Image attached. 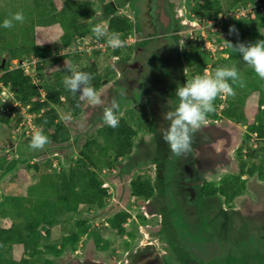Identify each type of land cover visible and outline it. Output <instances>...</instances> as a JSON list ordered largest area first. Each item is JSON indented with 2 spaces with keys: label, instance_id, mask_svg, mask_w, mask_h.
<instances>
[{
  "label": "rangeland",
  "instance_id": "1",
  "mask_svg": "<svg viewBox=\"0 0 264 264\" xmlns=\"http://www.w3.org/2000/svg\"><path fill=\"white\" fill-rule=\"evenodd\" d=\"M31 1L0 0V15L5 16L8 9H13L11 13L24 12L19 8L15 11L14 7H19V3H31ZM52 1L54 2V10L48 12L49 16L60 11L67 2L72 4L75 1L89 2L88 6L91 9V13L85 23L87 33L83 38L75 37L72 46L69 48L72 52H76L79 55L85 54L87 56L86 59L89 62H95L100 71L103 69V65L107 63L114 69L115 73L110 75L102 86L96 90L103 101L99 106H89L87 109L81 108L77 115L74 116L62 105H50L52 109H56L58 113L57 121L62 123L65 133L62 131L59 142L50 141L42 150H32L27 143L34 131L42 130L34 120L38 114L30 112L28 110L29 105L20 103L13 89L0 81V167H2L0 169V228L9 227L12 222L16 221L15 200L13 197H25L27 188L38 181L39 175L33 165L39 163L43 170L45 169V171L49 172L57 171L61 168L68 169L73 165L84 142L89 137L96 135L97 129L104 125L102 119L103 108L109 106L114 98L119 104V110L116 112L118 120L124 117L128 124L136 128L141 122L146 121V116L144 115H148L147 118L150 125L153 124L146 130L138 131L134 137L130 154L120 158L110 167L101 165L95 168L94 171H96V177L100 181L101 187L107 190V195L104 197V205L91 208L85 205V207L80 206L79 211L68 212L58 217L52 224L49 235L42 237V243H59L63 232L69 230L71 224L76 220L84 221L83 223H85L87 229L85 233L92 229L95 234L83 233L78 242L77 251H72L68 247L60 255L44 253L37 264H89L90 262L92 263L91 260L103 261V264H121L123 263L122 254L124 252L126 253L131 249L134 250L147 241L155 242L157 247L160 248L159 250L161 248L166 249L167 242L159 233L162 223L161 219L163 218L162 213H160L161 203L164 204L166 202L171 209L166 218L174 230L181 228L180 223H182L183 219L182 215L177 217L176 212L178 211H176V208L181 209L182 212H186L189 209L186 210L187 205L183 202H178L179 199L175 196L167 195L168 192L165 194L164 190L160 188L162 183L166 186L173 180L175 169L179 172L182 166L188 165V156H177L172 153L160 137L159 129L167 126V122H164L162 118V113L166 111V106L162 108L161 106H156L158 99L156 91L160 89L166 90L169 86L168 82L161 84L162 81L168 80L165 65L162 63L165 53L162 49H155L156 43H154L150 44L149 47L147 46L148 52L139 53L135 57H131L129 54V57L125 60L121 56L111 57L109 54L104 55L103 53H110L109 50L112 47L108 46L106 38L104 42L101 41L99 43L92 31L96 24H106L109 17L119 13L125 15L132 26V32L126 36L127 39L123 42L126 44L132 42L134 44V33L140 30V26H137V24L142 19V17L139 19L138 16L140 13H145L147 17L144 16L143 20L149 19L148 10L145 8L146 0ZM203 1L168 0L170 9H173V13L178 14L176 19L185 22L183 24L180 21L177 22V26L172 31V36L165 37L173 38L174 43H178V46L181 47L182 52L178 56L183 67V78L181 80L184 82L191 80L186 74L187 68L184 62L186 51H191V48L195 47L196 44L200 45L199 50L207 60L206 69L201 75L206 71L211 74L215 70L213 68L214 59L220 60L221 57H226L222 53V50L227 45L225 41L239 43L245 39L242 34L236 36V32L229 34V19L241 17L236 10L237 7L242 6L241 4L230 9L228 8L230 0H218L223 12L219 13L221 16L218 14L217 19L214 20L202 18L200 14L194 13L195 9H199L198 4ZM207 2L212 4V0H207ZM254 3L248 1V5L253 4L256 7L259 6V9H264V0H255ZM2 21L4 20L0 18V25H2ZM208 21L210 22L208 23ZM224 26L226 30H222ZM14 27L10 29L0 27V75L3 73L1 67L6 66L7 70L21 68L34 81H38L36 77L38 72L35 67L39 60L36 57L31 55L22 60L13 59L9 54L5 57L7 51L4 50L2 45L4 44V39L9 38L10 40L13 34L17 32L20 34L21 32L19 27ZM143 27L144 24L142 23L141 28ZM60 28L56 24L36 25L33 30L35 32L33 38L39 43H47L55 49H60L62 46L59 39L62 34ZM150 34H153V32L151 33L150 31ZM217 36L223 38L221 43H217L218 45L213 42V39ZM162 41L157 42L162 43ZM130 45L132 46V44ZM95 47L101 48V55H95L91 52ZM61 52L66 53L67 49H63ZM132 52L131 54L133 55ZM52 55L59 54L53 52ZM3 59L5 60L2 64ZM231 63L232 65L223 62L222 67H236L244 80V87H240L238 84L233 85V87L238 93V102L241 108H244L248 123L231 121L224 116L206 120V125H215L219 136L222 137L219 141L220 148L222 147L223 150H226L225 154H222L223 160H220V163L213 167L214 169L202 172L200 176V181L204 184L211 183L214 186H218L222 179L229 178L231 175H241L240 161H246L245 168H248L251 162L258 160V157L264 158V152L262 151V153H258V157H249L247 153L259 147L256 134L252 133L249 135L248 125L249 123L251 124L258 113L256 101L260 92L257 87L260 85L261 79L254 71L246 68L247 64L242 62L240 58L234 57V59H231ZM43 74L47 76L45 72ZM184 75H187L188 78H185ZM42 87H40V91L44 94ZM248 87H256V91L251 90L252 92H249L247 90ZM220 99L222 100L219 107L222 108L226 103V95L221 94ZM68 115L72 117L71 120L64 119ZM244 139H246L245 143H243ZM239 147H242V149L239 150ZM192 153L194 154V152L190 154ZM6 165L9 168H3ZM262 175H264V168L259 175L257 170L251 176L248 174L241 175V178L246 181L245 189L234 198L235 200L222 202V196L215 193V196L220 197V206L223 208L221 210L217 209L216 203L209 204L210 201L216 200L215 196L214 199L202 198V204H209L210 210H213V212L211 211L213 213L211 214V220L212 222L215 221L213 235L217 236V241L222 237V234L226 238L225 241L220 239L219 244L211 242L207 246L209 252H202L204 255L208 253L209 259L212 260L214 256L218 255L220 248L224 247L227 250L223 264H264V179H261ZM138 177L150 180L153 186V193L149 198L141 199L131 194L130 183ZM177 179L179 178L176 177L175 180ZM160 198H164L163 202ZM249 200L252 202L250 206L253 209L245 211ZM119 211H125L129 214L125 222L122 223L124 233L121 235L115 232L109 222ZM243 211L245 212L243 213ZM233 212L240 215H238L240 220H234V218H237L236 216L232 218ZM251 212H253V216L249 214ZM186 217L189 218V215H186ZM195 219L196 217L191 218L190 223L191 221L193 223ZM199 223L200 220L197 217V222L193 223V225ZM256 230L262 235L261 241L257 240ZM196 237V239H200L199 235ZM104 243H106V248L101 247ZM191 252L194 256H203L200 252L199 255L198 253L194 254V251ZM26 254L21 245L12 244L7 246L0 244V257H3V259L14 258L18 260L21 257H26Z\"/></svg>",
  "mask_w": 264,
  "mask_h": 264
},
{
  "label": "trees",
  "instance_id": "2",
  "mask_svg": "<svg viewBox=\"0 0 264 264\" xmlns=\"http://www.w3.org/2000/svg\"><path fill=\"white\" fill-rule=\"evenodd\" d=\"M248 1L254 3L255 0H230L228 8H234V6L239 4L246 6ZM19 4L21 6H15L14 9L15 11L17 8L23 10L25 20L23 23L17 22L15 26L19 27L21 32L20 34L19 32L13 34L10 40L9 38L4 39L5 41L2 45L4 46V50L13 59L22 60L31 55L36 57L39 60L35 67V70L38 72V74L36 73L38 81H34L21 68L7 70L6 66L1 67L3 73L0 75V81L13 89L20 103L29 105L28 110L30 112L38 114L34 120L42 128V133L49 138V141L59 142L61 140L60 134L65 133V128L62 123L57 121L58 113L50 105H62L74 116L81 109L77 107L78 94L74 97L63 85V78L69 75L67 68L71 66L78 71L91 73L93 76L91 83L96 90L115 71L107 63L103 65V69L100 71L96 63L89 62L86 59L87 56L83 53L81 55L75 52L74 54H59V49H55L47 43H39L33 38L35 34L33 30L36 25L56 24L61 27L62 31L59 37L62 43L60 48L72 46L75 37L83 38L87 33L85 23L91 13L88 1H75L73 4L67 2L60 11L51 16L48 15V12L54 10V2L52 0H32L31 3L25 2ZM198 5L199 14L202 18L215 20L218 14L223 12L218 0H212V4L204 0ZM254 9L253 16H251V13H247L246 16L229 19V27L234 26L237 30L236 36L242 34L245 37L239 43L247 44L255 43L257 40H264V9H259V6ZM12 11L13 9H8L6 11L7 14L5 16L0 15V18L3 20L8 18ZM106 25L109 34H124L126 37L132 32L130 20L125 15H112L108 18ZM222 30H226V27H222ZM97 40L104 42L105 38L102 37ZM222 41L223 38L221 36L213 39V42H216V44ZM233 43L237 44L236 42ZM191 49V51L185 52L184 62L187 68L186 74L190 79H193L196 75H201L206 69L207 60L199 50L200 45L196 44ZM109 51L110 53L103 54H109L111 57L121 56L125 60L129 57V54L131 55L132 46L124 43L122 47L112 48ZM53 52L59 55H52ZM92 53L101 55L102 51L97 48ZM222 53L226 57H221L220 60L215 58L214 69L222 67L223 62L232 65L231 59H234V57L240 58L244 62L242 57L238 53L233 52L228 44L222 50ZM246 68L254 71L248 65ZM260 81V85L257 87L260 93L257 95L256 101L258 113L251 124L249 123L248 125L249 135L252 133L256 134L259 147L258 149H253L251 152H247L249 157H258L259 152H264V80ZM229 83L231 84V81ZM41 84L45 87L43 88ZM52 86L54 87L52 88ZM40 87L44 89V94L40 91ZM247 90L249 92H252L251 90L256 91V87H248ZM234 93L231 96L226 95V103L222 108L219 107L222 99L218 95L214 101L215 111L210 113L207 119H217L219 116H224L231 121L248 123L244 108L242 109L238 102V93H236V90H234ZM144 116H146V121L141 122L136 128L128 124L124 117L120 118L119 125L115 128L104 123L103 126L97 129L96 135L89 137L84 142L74 164L68 169L61 168L57 171L49 172L45 171V169L43 170L39 163L33 165L39 175L38 181L27 188L25 197H13L15 200L16 221L12 222L9 227L0 228V244L7 246L12 244L21 245L27 256L21 257L18 260L0 257V264H37L44 253L60 255L65 248L69 247L72 251L77 249L81 235L87 230L85 223H83L84 221L76 220L73 222L70 229L63 232L57 244L42 243V237L49 235L52 224L65 213L77 212L80 206L84 205L88 208L104 205V197L107 195V190L101 187V183L97 179V174L94 170L101 165L110 167L117 160L131 153L134 137L138 131L146 130V128H150L153 124L150 125L147 118L148 115ZM30 139L27 140L28 144L30 143ZM245 140L243 143H245ZM240 149L242 147H239ZM245 165L246 161L239 162L241 175L248 174L251 176L255 170H257L259 175L260 171L264 168V158L258 157V160L251 162L248 168H245ZM3 168L9 167L6 165ZM241 175H231L229 178L222 179L218 186L207 183L202 187V194L210 196L218 193L225 200L231 201L245 189L246 181L241 178ZM261 177V179H264V175ZM130 186L131 194L137 198L146 199L153 193V186L148 178L141 179V177H138L131 181ZM128 215L125 211H119L109 220L111 227L119 235L124 233L122 223L125 222ZM88 233L95 234L92 229H89L85 234ZM96 239L98 238L96 237ZM96 242L99 243L98 241ZM106 243L101 247L106 248Z\"/></svg>",
  "mask_w": 264,
  "mask_h": 264
},
{
  "label": "flooded vegetation",
  "instance_id": "3",
  "mask_svg": "<svg viewBox=\"0 0 264 264\" xmlns=\"http://www.w3.org/2000/svg\"><path fill=\"white\" fill-rule=\"evenodd\" d=\"M145 8H147L148 10L147 15L149 16V19L143 20L144 16H146L145 13H140V15L138 16L139 19H141V17L142 19L139 21V24H137V26H140V30L135 31L134 33V44L132 42L129 43L133 46V55L131 54V57H135L139 53H145L146 51L148 52L149 45L154 43H156L154 47L155 49L163 50L165 54L162 63L165 65L164 67L168 74V80L162 81L161 84L163 82H168L169 86L166 90L160 89L156 91L158 94V99L157 101H155L156 106H161V108L166 106L165 108L167 111L168 107H175L179 103L178 97L174 95L177 82L181 84L185 82L181 80V78H183V67L180 63V57L178 56V54H181L182 52L181 47L178 46V43H174L175 41L173 40V38L165 37L172 36V31L174 30L175 26H177V22L180 21V23L182 24L185 22L176 19L178 17V14L173 13V9H170L168 0H146ZM194 13L199 15V10L195 9ZM209 22L210 21H208V23ZM142 23L144 24L143 28H141ZM150 31L151 33L153 32V34H150ZM124 39L126 41L127 38L124 37ZM160 40H163L164 42H157ZM184 76L185 78H188L187 75ZM166 99H168V101H166ZM148 100L150 99L148 98ZM221 138L222 137L219 136V132L218 130H216L215 125H205L202 130L198 131L194 135V143L192 145V152H194V154L192 153L190 155H187L188 159L190 158V160H192V167L187 169V165H184L178 172L174 166L176 172L174 171L175 174L173 175V180L166 186L162 183L160 187L164 190L165 194L168 192L167 195L175 196L179 199L178 202H183L185 205H187V208H185L186 210L189 209L186 212H182L181 209L176 208V211H178L176 212L177 217H180V215H182L183 219L182 223H180L181 228L179 230L178 228L174 230L172 229L173 227L166 218L169 215L168 213L171 209L168 207L166 202L164 204L161 203L160 213H162L163 218L161 219L162 223L159 233L163 236V238H165V241L167 242L166 249L161 248V250H159L160 248L157 247L155 242L147 241L145 244H142V246H138L134 250L131 249L132 251L130 250L126 253L124 252L122 254L123 263L121 264H223V259L227 250L224 247L220 248V250L218 251V255L214 256L212 260L209 259L208 253L207 255L202 254V252H209L207 246L210 245L211 242H214V244H219L218 242L220 241V239L221 241H225L226 238L224 234H222V237L217 241V236L213 235L215 230V221L212 222L211 220V214H213V210H210V205L216 203L217 209H223L220 206V197H217L215 195L205 196L204 194H202V187H204L205 184L200 181L202 172L204 173L205 171H208L207 169L211 170L213 167H215L214 164L216 163L218 158L216 149L220 148L219 141ZM220 149L223 150L222 147ZM176 177H178L179 179L175 180ZM214 196L216 200L210 201V205L202 204V198L214 199ZM160 199L163 202L164 198ZM222 202L229 201L225 200V198L222 196ZM246 205L248 206L245 211H250L251 209H253L252 206H250L252 205V202L250 200L247 201ZM150 208L152 209V206ZM245 211H243V213ZM249 214L253 216V212ZM186 215H189V218H187ZM232 215V218H234V216L237 217L234 218V220H240L239 214L233 212ZM194 217H196V219L193 221V223L197 222V217L200 220L199 224H194L195 226L193 225L192 221L190 223V219ZM197 235H199L200 239H196ZM255 235L256 237L258 236L257 240L259 239L261 241L262 235H260L257 230ZM191 251H194V254L198 253V255L200 252L203 256H194ZM91 261L92 263L90 262L89 264H103V261Z\"/></svg>",
  "mask_w": 264,
  "mask_h": 264
},
{
  "label": "clouds",
  "instance_id": "4",
  "mask_svg": "<svg viewBox=\"0 0 264 264\" xmlns=\"http://www.w3.org/2000/svg\"><path fill=\"white\" fill-rule=\"evenodd\" d=\"M24 20L22 11L10 13L0 27L10 29L15 26L16 22L23 23ZM92 31L97 39L106 38L108 46L113 49L122 47L124 44L125 39L121 40L119 37L121 34H109L105 23L96 24ZM236 31L234 26L230 27L229 34ZM122 35L125 37L124 34ZM225 42L233 52L242 57V60L254 70L261 80H264V40L235 45L228 41ZM97 48L101 50V48L95 47L92 51ZM63 49H67L66 53H74L69 47L60 48L58 53L66 54L61 52ZM67 71L69 75H66L62 82L65 89L74 97L78 94V108L87 109L89 106H99L103 103L100 95L92 86L93 76L91 73L78 71L71 66L67 68ZM233 84L244 87V80L234 66L231 68L218 67L211 74L206 71L203 75H196L183 84L177 82L174 95L178 97L179 103L174 108L168 107V110L162 113V118L167 122V126L159 129L160 137L172 153L177 156H187L193 151L194 135L205 127L208 115L215 111V99L221 94L234 95ZM118 110L119 104L113 98L110 105L103 108L102 119L106 125L113 128L118 127L119 120L116 115ZM64 119L71 120L72 117L68 115ZM48 143H50L49 138L42 131L36 130L31 135L29 147L32 150H42Z\"/></svg>",
  "mask_w": 264,
  "mask_h": 264
},
{
  "label": "built area",
  "instance_id": "5",
  "mask_svg": "<svg viewBox=\"0 0 264 264\" xmlns=\"http://www.w3.org/2000/svg\"><path fill=\"white\" fill-rule=\"evenodd\" d=\"M254 8H256V6L255 5H248V3H247V5L246 6H241V7H237V13H238V15H240V16H246L247 15V13H251V16H253L254 15Z\"/></svg>",
  "mask_w": 264,
  "mask_h": 264
},
{
  "label": "crops",
  "instance_id": "6",
  "mask_svg": "<svg viewBox=\"0 0 264 264\" xmlns=\"http://www.w3.org/2000/svg\"><path fill=\"white\" fill-rule=\"evenodd\" d=\"M146 94V93H144ZM151 97V96H150ZM206 125V123H205ZM217 148V147H216ZM218 149V148H217ZM216 149V152L218 153V158H217V161L216 163L214 164V166H217L219 163H220V160L222 161L223 160V157H222V154H225L226 150H221L220 148L217 150ZM190 155V154H189ZM192 160H190V158L188 159V165H187V169L191 168L192 167ZM207 170H210V169H207ZM77 251V250H75Z\"/></svg>",
  "mask_w": 264,
  "mask_h": 264
},
{
  "label": "water",
  "instance_id": "7",
  "mask_svg": "<svg viewBox=\"0 0 264 264\" xmlns=\"http://www.w3.org/2000/svg\"><path fill=\"white\" fill-rule=\"evenodd\" d=\"M119 37H120L121 40L124 39V36H123L122 34L119 35ZM7 56H8V53L5 54V57H7ZM4 60H5V59L2 60V64L4 63Z\"/></svg>",
  "mask_w": 264,
  "mask_h": 264
}]
</instances>
